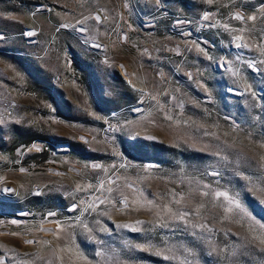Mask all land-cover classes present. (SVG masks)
Returning a JSON list of instances; mask_svg holds the SVG:
<instances>
[{
    "label": "rangeland",
    "instance_id": "1",
    "mask_svg": "<svg viewBox=\"0 0 264 264\" xmlns=\"http://www.w3.org/2000/svg\"><path fill=\"white\" fill-rule=\"evenodd\" d=\"M261 240L264 0H0L5 264H264Z\"/></svg>",
    "mask_w": 264,
    "mask_h": 264
},
{
    "label": "snow or ice",
    "instance_id": "2",
    "mask_svg": "<svg viewBox=\"0 0 264 264\" xmlns=\"http://www.w3.org/2000/svg\"><path fill=\"white\" fill-rule=\"evenodd\" d=\"M238 19H243V17H240V16H237ZM97 20L100 19L99 16L96 17ZM249 19H255V17H249ZM64 27H67V25H65ZM83 30V29H82ZM32 33H28V35H31ZM238 39H240V37H237ZM238 47L240 45H237ZM95 167H98V166H95ZM5 191H14L13 189L11 188H8V189H4ZM109 192L112 191V189H108ZM216 196H227L226 193H220V192H217L216 193ZM126 199H125V203H126ZM148 204H152V201H148L147 202ZM176 203H179V201H176ZM168 213H169V216H170V219L172 220H179V221H184L185 220V217L188 215L187 212H173L171 208H167V206H165ZM237 207H239V204H237ZM230 210V209H229ZM51 215V214H50ZM136 223H143L142 221H136ZM158 226H161V227H164L166 226L165 224H161L159 221L156 222ZM123 227H129V225L125 224V225H122ZM200 227H203V225H200ZM135 230V229H133ZM26 243H34V241H31V240H28V241H25ZM45 243H48L47 241H45ZM261 243H264V240H261ZM0 264H5L4 260L2 258H0Z\"/></svg>",
    "mask_w": 264,
    "mask_h": 264
}]
</instances>
